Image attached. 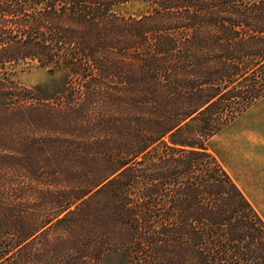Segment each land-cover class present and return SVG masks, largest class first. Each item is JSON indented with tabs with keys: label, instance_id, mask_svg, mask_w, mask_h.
Wrapping results in <instances>:
<instances>
[{
	"label": "trees",
	"instance_id": "16d2710c",
	"mask_svg": "<svg viewBox=\"0 0 264 264\" xmlns=\"http://www.w3.org/2000/svg\"><path fill=\"white\" fill-rule=\"evenodd\" d=\"M263 99L264 0H0V264H264L208 148Z\"/></svg>",
	"mask_w": 264,
	"mask_h": 264
},
{
	"label": "rangeland",
	"instance_id": "374dc122",
	"mask_svg": "<svg viewBox=\"0 0 264 264\" xmlns=\"http://www.w3.org/2000/svg\"><path fill=\"white\" fill-rule=\"evenodd\" d=\"M119 9L129 12L138 6ZM17 77L23 84L35 86L50 80L51 75L39 62H33L18 65ZM208 148L264 216V99L214 136Z\"/></svg>",
	"mask_w": 264,
	"mask_h": 264
}]
</instances>
